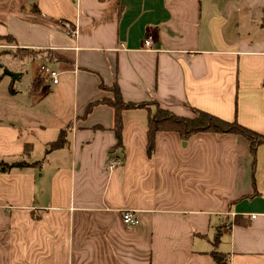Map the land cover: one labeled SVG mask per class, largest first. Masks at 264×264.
<instances>
[{"label":"crops","instance_id":"obj_1","mask_svg":"<svg viewBox=\"0 0 264 264\" xmlns=\"http://www.w3.org/2000/svg\"><path fill=\"white\" fill-rule=\"evenodd\" d=\"M6 45L41 65L19 89L23 63L10 67L0 161L39 164L0 171V264H218L214 251L264 264V144L169 130L148 153L155 101L264 133V0H0ZM116 84L126 102L148 103L123 111V145L110 105L85 115ZM69 125V146L46 154Z\"/></svg>","mask_w":264,"mask_h":264},{"label":"trees","instance_id":"obj_2","mask_svg":"<svg viewBox=\"0 0 264 264\" xmlns=\"http://www.w3.org/2000/svg\"><path fill=\"white\" fill-rule=\"evenodd\" d=\"M9 42H13L14 38L12 36L3 37ZM17 52H24V54H31L28 50H16ZM6 53L13 54L11 50H5ZM113 96L106 98L104 100H99L89 104L85 110V115H87L93 107L98 104H108L115 111V125L114 130L117 136L118 144L123 145L122 141V129H123V111L131 108L146 107L148 103H133L126 102L123 99L119 86L116 84L112 87ZM156 105V110L151 112L149 115L148 122V153L152 155L155 151V136L159 131H176L178 132L184 140H188L192 135L200 132H217V133H235L244 136L250 143V147L253 151L257 149L258 146L264 144V133L257 132L247 126L242 125L238 120H226L210 112L197 109L196 115L192 117L178 116L174 112L165 109L159 105L158 102H154ZM71 131V125L64 127L60 130L58 138L50 142L46 148V154L49 152L66 148L69 146V133ZM28 147V146H27ZM29 151V149H28ZM39 161L28 162L25 159L17 160L14 162H4L0 161V171H8L14 167L23 168L27 166L38 165ZM215 261L218 264H228L227 256L220 252L212 253Z\"/></svg>","mask_w":264,"mask_h":264},{"label":"rangeland","instance_id":"obj_3","mask_svg":"<svg viewBox=\"0 0 264 264\" xmlns=\"http://www.w3.org/2000/svg\"><path fill=\"white\" fill-rule=\"evenodd\" d=\"M3 47H7V48H11V49H15L13 52V54H7L5 52V48ZM1 47L0 46V96H1V99L5 100V95H6V91L9 89V87H11L12 85V76L10 74H8L6 72V70H10L11 71V68L12 70L17 68L16 66L19 64V63H23V65L20 67V68H17V70H21V71H24L26 74H25V77L21 80H19L16 85H15V88L16 89H19V88H24L26 87V85H28L29 83V79L30 76L33 74V75H36L37 72H38V69L40 67V61H27V62H22L23 60H15L16 57H22V53L20 52H17L16 48L17 46H3ZM13 47V48H12ZM7 54V55H6ZM17 58V59H18ZM18 61V62H17ZM11 67V68H10ZM9 104H0V108L5 110L6 109V106H8Z\"/></svg>","mask_w":264,"mask_h":264},{"label":"built area","instance_id":"obj_4","mask_svg":"<svg viewBox=\"0 0 264 264\" xmlns=\"http://www.w3.org/2000/svg\"><path fill=\"white\" fill-rule=\"evenodd\" d=\"M67 28L70 30V32H72V34L77 33L76 29L75 28L73 29L68 24H67ZM144 46L147 49H151L153 47V36L151 34H149L147 36V38L145 39ZM41 70L45 73V76L49 81H51L54 84L59 82L60 73L57 70L50 68L49 66H46V65H42ZM120 163H121L120 160H115L114 162H112L110 168H114L117 165H119ZM123 220H124L125 224H127L129 226H136L140 223V219L136 215V213L133 211H130V210L125 211L123 213Z\"/></svg>","mask_w":264,"mask_h":264},{"label":"water","instance_id":"obj_5","mask_svg":"<svg viewBox=\"0 0 264 264\" xmlns=\"http://www.w3.org/2000/svg\"><path fill=\"white\" fill-rule=\"evenodd\" d=\"M6 72H7L8 74L12 75V76H17L16 73H14V72H12V71H10V70H6Z\"/></svg>","mask_w":264,"mask_h":264}]
</instances>
